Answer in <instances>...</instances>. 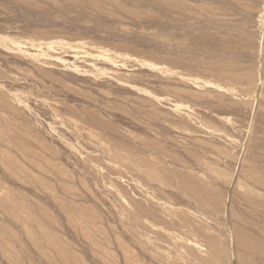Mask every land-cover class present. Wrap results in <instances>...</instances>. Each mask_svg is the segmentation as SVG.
I'll list each match as a JSON object with an SVG mask.
<instances>
[{
	"label": "rangeland",
	"instance_id": "obj_1",
	"mask_svg": "<svg viewBox=\"0 0 264 264\" xmlns=\"http://www.w3.org/2000/svg\"><path fill=\"white\" fill-rule=\"evenodd\" d=\"M96 1L0 0V264H264V0Z\"/></svg>",
	"mask_w": 264,
	"mask_h": 264
},
{
	"label": "bare ground",
	"instance_id": "obj_2",
	"mask_svg": "<svg viewBox=\"0 0 264 264\" xmlns=\"http://www.w3.org/2000/svg\"><path fill=\"white\" fill-rule=\"evenodd\" d=\"M21 1V0H19ZM75 1H82V0H74ZM93 4H97L98 2L96 0H91ZM32 3V1H30ZM29 3V4H31ZM100 7V6H98ZM1 131V129H0ZM8 162L13 163V159H7ZM41 181V180H40ZM2 188L0 187V192H1ZM58 201V199H57ZM27 204L20 201L19 200V196H17V194H15L14 192H12L11 190H8V192L6 193L5 196L0 197V208H2L3 210H5L8 214L12 215V216H19V210L23 207H25ZM67 207H69L68 204H66ZM65 206V205H64ZM135 206V211H134V217L136 219L141 220L144 215H146L145 213H148L149 215H153L157 220L159 221H165V218L157 211L152 210V208L150 209L147 205H145L142 201H138L134 203ZM75 210L74 212L69 211V213L71 214L70 216V220L73 222L74 225H76L77 222V218L75 217L74 213L79 214L81 217H85L88 220V217L91 216L93 219V215H89L88 211L85 210V208L83 207H74ZM20 218V217H19ZM22 220V219H21ZM29 220L33 221L36 220V215L34 213H30L27 217H26V222H29ZM30 224H32L31 222H29ZM78 223H80L79 226H81V229L84 232V235L93 240L94 237V233L90 230L89 226L87 224H85L83 221H78ZM40 231H43L41 227H39ZM45 234L48 238H51L52 242L57 241L55 239V234H50L48 231L44 230ZM42 235H44V232H41ZM34 233H31V239L34 243H37L36 239H34L33 237ZM256 234V233H255ZM14 237L16 238L11 232H9L7 229H1L0 228V244H3V240L8 238V237ZM239 241L246 247L249 249H252L253 251L255 250H262L264 249L263 244L260 245V243H249L250 240L245 237L244 235H241L239 238ZM62 249L61 252L63 254H67L68 252L66 251V249L63 247V245H61ZM210 248L212 249V246H210ZM38 249H42L40 245H38ZM236 250V249H235ZM242 250V249H241ZM2 253L7 256L9 259H11L13 262H15V264H19L22 260V255L20 254V252L16 249H11L9 246L4 245L3 246V250H1ZM245 252V251H244ZM248 252V251H247ZM241 262L242 264H246V255L241 256ZM67 261V260H66ZM68 264H77L75 263L76 261H74L73 257L72 259L70 258V260L68 261ZM130 262H134V259H130ZM134 264V263H133Z\"/></svg>",
	"mask_w": 264,
	"mask_h": 264
}]
</instances>
